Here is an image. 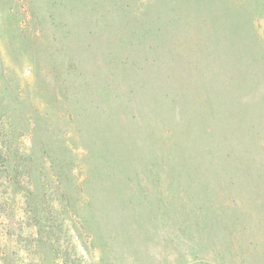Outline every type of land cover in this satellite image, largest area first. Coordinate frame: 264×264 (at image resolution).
Returning <instances> with one entry per match:
<instances>
[{
    "label": "rangeland",
    "instance_id": "1",
    "mask_svg": "<svg viewBox=\"0 0 264 264\" xmlns=\"http://www.w3.org/2000/svg\"><path fill=\"white\" fill-rule=\"evenodd\" d=\"M0 264H264V0H0Z\"/></svg>",
    "mask_w": 264,
    "mask_h": 264
}]
</instances>
